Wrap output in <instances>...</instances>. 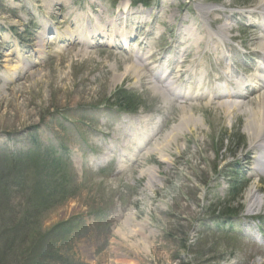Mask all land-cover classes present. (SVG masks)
Masks as SVG:
<instances>
[{"label": "rangeland", "instance_id": "obj_1", "mask_svg": "<svg viewBox=\"0 0 264 264\" xmlns=\"http://www.w3.org/2000/svg\"><path fill=\"white\" fill-rule=\"evenodd\" d=\"M261 8V0H0V144L22 156L15 178L54 186L48 203L32 201L45 199L43 188L0 201V232L17 242L7 264H24L35 237L50 242L47 264H264V223L255 220L264 209L250 212L248 199L259 186L264 204V176L239 150L247 115L232 118L217 96L231 82H264ZM89 25L104 28L101 38L85 31L89 48L70 51L72 33ZM241 92L247 109L264 94ZM67 222L73 233L52 247V229ZM142 231L154 242L129 237Z\"/></svg>", "mask_w": 264, "mask_h": 264}, {"label": "bare ground", "instance_id": "obj_2", "mask_svg": "<svg viewBox=\"0 0 264 264\" xmlns=\"http://www.w3.org/2000/svg\"><path fill=\"white\" fill-rule=\"evenodd\" d=\"M261 4H262V8L260 9V11L263 10L264 12V0H261ZM51 5H48V8H50ZM201 16L202 17H206V19H209L211 22L214 20V18L212 17V15L208 12H204L201 11ZM231 18V16L229 17V19ZM96 19V18H95ZM72 23V22H71ZM62 25H69V26H74V24H70L68 19H65L62 22ZM53 27V25H52ZM72 28V27H71ZM88 29V30H87ZM231 29V28H230ZM230 29H228V27L224 26L222 30H220V34L219 37H224V35H226V33H228L230 31ZM104 28L103 27H99V26H93V27H87V28H80L79 30H76L74 33H72V36L69 38L70 40L73 41L74 46L72 48H70V51H78V47H88V44H86V40L84 38V34L83 32L86 31V33H89V35H91V39L95 38V39H100L102 32H103ZM201 32L205 33L204 30H201ZM186 36H188V33L186 34ZM68 38H66L67 40ZM213 44L214 47L217 48V46H219V44L216 41H212L211 42ZM261 43V48L264 51V38L263 40L260 41ZM43 44V40L40 41L39 45ZM81 49V48H80ZM80 53H78L79 55L82 54L81 52H83V50L81 49L79 51ZM213 53H210L209 56H211ZM7 57V56H6ZM6 62L8 60H5ZM1 64V62H0ZM14 66L17 67H13L10 68L11 72L16 73L17 71L21 70L19 69L20 65L19 64H15ZM161 69H163L161 67ZM260 69V72L262 73V75H264V66H262ZM143 70V65L139 64V62L135 63L134 66L132 67V72L133 75H136L137 79H141L142 78V72ZM164 73L167 74V72L165 71ZM126 75H123L119 78V80H122ZM196 77L197 80H201L203 81L204 76L200 74V76L198 75H194ZM222 80V79H221ZM260 82V80H259ZM254 82V84H251L249 82H246V89H251L253 88V90H262L264 91V82ZM256 83V85H255ZM5 87L10 85V82H6L5 83ZM116 84V83H115ZM217 95H219L220 97L221 94L218 93ZM224 96V98H226V103H223L222 107L225 108L224 110L227 112V114H229L230 116H232V118H234L236 116V112H240L242 111L243 113H245L247 115V121H246V132H247V137H248V143H243L242 147L239 149L243 155V157H245V159L247 160L248 158L251 159L254 164L256 165L257 169H256V176L262 175L264 176V164L263 163H258L256 160V156L257 154L263 153L264 152V94L259 98V100L256 101L257 104L251 105L252 108L251 109H247L246 104L244 102V99H246V96L244 94H242V92H239L237 90L234 89L233 92L230 91H226V93L222 94ZM251 102V100H249ZM171 105H174V101H171ZM188 120V118H184L183 122L186 123ZM239 152V151H236ZM254 155L253 157L251 156ZM166 163H168V160H165ZM236 168L240 170L244 169V163L242 160H239L236 162ZM227 175V174H226ZM255 191H251L249 193L248 199L250 198V206H249V211L250 212H262V210L264 209V204L261 203L259 201V199H257V190L259 189V186L256 188L254 187ZM261 189V188H260ZM256 211H255V210ZM260 215H263L262 213H260ZM259 215V216H260ZM257 221H261V223H264V216H260L258 219H255ZM232 227V226H231ZM232 231V230H231ZM136 236H143L145 238V240H147L148 242H154V238L153 236H150L146 233L142 232H133L131 235H129L130 238H134ZM139 244V243H138ZM256 245V244H255ZM249 248L254 247V244H251L248 246Z\"/></svg>", "mask_w": 264, "mask_h": 264}, {"label": "trees", "instance_id": "obj_3", "mask_svg": "<svg viewBox=\"0 0 264 264\" xmlns=\"http://www.w3.org/2000/svg\"><path fill=\"white\" fill-rule=\"evenodd\" d=\"M227 140H224V142ZM223 142V143H224ZM21 154L18 153V150L11 147L9 144H0V186L4 185V189H0V201H4V197H6L7 193L9 194L10 191L14 193H23L29 195V192L32 191V188L34 189L36 197V191L38 188H43L44 190V196L43 200H35L32 201L35 203H48L51 199V196L49 194L50 190L53 189V187H47L46 184L48 180L44 181L41 186H38L41 181L36 179L38 182L32 184L31 189L28 187V179L26 176H23L22 174L15 178V176L20 173V158ZM9 166V167H8ZM66 171V167L64 168V171ZM57 178V184H59V180L63 179L61 177L60 173ZM61 177V178H60ZM47 200V201H46ZM25 222V220H23ZM67 226V231L65 232L63 227ZM73 227L67 222L65 224H58L50 233V241L54 245H60L64 242H66L67 237L73 233ZM10 233V232H9ZM63 237V238H61ZM34 245L26 251L27 256H29V259L25 260L24 264H47L46 261L52 256L51 247H49V243H46L44 241H40V237H35ZM16 239H14L10 234H8L5 231L0 232V264H7L6 260L9 259L10 256L13 255V252L16 248Z\"/></svg>", "mask_w": 264, "mask_h": 264}]
</instances>
